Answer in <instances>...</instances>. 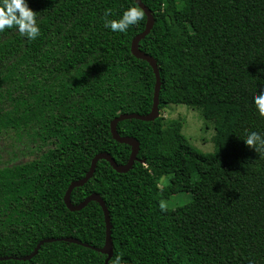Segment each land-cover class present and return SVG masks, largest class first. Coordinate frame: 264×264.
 <instances>
[{"label": "trees", "instance_id": "obj_1", "mask_svg": "<svg viewBox=\"0 0 264 264\" xmlns=\"http://www.w3.org/2000/svg\"><path fill=\"white\" fill-rule=\"evenodd\" d=\"M27 2L39 35L0 32V136L32 144L25 162L0 158V257L10 258L0 264H105L107 256L65 241L44 244L30 261L16 258L47 239L104 247L100 205L71 212L65 195L96 155L121 166L130 159L131 146L116 142L110 127L122 115L152 111L154 72L131 50L147 17L119 33L105 20L139 7L136 0ZM142 2L154 27L139 49L158 65L159 115L119 123L120 136L140 144L133 168L121 174L100 161L71 201L92 194L105 201L109 264L117 257L120 264H264V151L243 142L247 133L264 135V116L252 104L264 90V0ZM173 105L214 125V153L189 145L183 120L163 117ZM165 176L170 183L161 187ZM182 192L189 203L161 207Z\"/></svg>", "mask_w": 264, "mask_h": 264}, {"label": "water", "instance_id": "obj_2", "mask_svg": "<svg viewBox=\"0 0 264 264\" xmlns=\"http://www.w3.org/2000/svg\"><path fill=\"white\" fill-rule=\"evenodd\" d=\"M136 3L144 11V13L146 15L147 25H146L145 30L133 40L131 50H132L133 56L136 59L148 62L150 64L153 72H154V75L156 78V84H155V91H154V97H153L152 111L147 115L125 114V115H122V116L116 118L111 124L110 128H111V133H112L114 140L120 144L129 145L132 148L130 159L125 166L118 165L116 163V161L114 160V158L110 154H107V153L98 154L93 158V160L91 162V167H90L88 173L86 174V176L81 180L73 182L68 187V189L66 191V195H65V205L71 212H80L83 209H85L90 203H93V202L98 203L100 205V207L103 211V214H104L105 226H106L105 245L103 248L99 249V248H95V247H91L89 245L83 244V243H81L75 239H47V240H43L42 242H40L31 255L24 257V258H16V260L30 261L38 254L40 248L44 244L57 242V241H65V242H69V243H73V244L82 245V246H85L88 248H92L93 250L107 256L105 264H109L110 261L112 260L113 256H114V247H113L112 236H111L112 235L111 217H110L108 208H107L106 203L103 200V198L98 194H92L91 196L86 198L79 205H74L71 201V196H72V193L75 189L84 186L85 184H87L92 179V177L94 176V174L96 172V168H97L98 163L102 160L109 162L110 165L112 166V168L116 172L121 173V174L128 173L133 168L135 162L137 161V157H138V154L140 152V144L133 138L121 137L120 134L118 133V130H117L118 124L121 122H124V121H130V120H139L142 122H152L159 115V102H160V93H161L162 82H161V77H160L158 65H157V62L154 60L153 57H151L147 54H144L139 49L140 42L142 40H144L150 34V32L153 30L154 18H153L151 11L143 4L142 0H136ZM7 260H10V258L0 257V261H7Z\"/></svg>", "mask_w": 264, "mask_h": 264}, {"label": "rangeland", "instance_id": "obj_3", "mask_svg": "<svg viewBox=\"0 0 264 264\" xmlns=\"http://www.w3.org/2000/svg\"><path fill=\"white\" fill-rule=\"evenodd\" d=\"M167 121L183 120V135L189 145L202 154H212L215 151L214 136L215 127L207 123L197 110L191 109L185 105H173L162 112ZM32 144L26 140L20 142L15 136H0V158L2 161L10 163H22L29 159L27 149ZM171 176H165L160 181L161 187H167L170 183ZM196 179V177H195ZM190 193H178L169 198L160 201L164 209H176L183 207L191 201Z\"/></svg>", "mask_w": 264, "mask_h": 264}, {"label": "clouds", "instance_id": "obj_4", "mask_svg": "<svg viewBox=\"0 0 264 264\" xmlns=\"http://www.w3.org/2000/svg\"><path fill=\"white\" fill-rule=\"evenodd\" d=\"M106 17L109 15L105 14ZM144 11L136 6H130L119 16L118 19H106L104 26L112 32L124 33L130 26L142 20ZM15 30L28 39H35L40 32L37 25L36 12L29 6L27 0H0V32L5 29ZM252 104L260 116H264V90L252 97ZM243 142L254 148L256 152L264 151V135L253 131L247 133ZM114 264H120L117 257Z\"/></svg>", "mask_w": 264, "mask_h": 264}]
</instances>
